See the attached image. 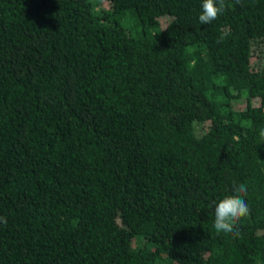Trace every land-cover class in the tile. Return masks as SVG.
<instances>
[{"label":"trees","instance_id":"trees-1","mask_svg":"<svg viewBox=\"0 0 264 264\" xmlns=\"http://www.w3.org/2000/svg\"><path fill=\"white\" fill-rule=\"evenodd\" d=\"M201 4L0 0V264H264V0Z\"/></svg>","mask_w":264,"mask_h":264},{"label":"clouds","instance_id":"clouds-1","mask_svg":"<svg viewBox=\"0 0 264 264\" xmlns=\"http://www.w3.org/2000/svg\"><path fill=\"white\" fill-rule=\"evenodd\" d=\"M240 4L241 0H235ZM226 8V0H202L201 12L198 21L201 25H207L216 20ZM230 33L225 31L218 38V43H223ZM264 137V131L261 132ZM246 184H233V194L226 195L214 203V222L213 227L217 234H231L233 237H239L240 231L237 225L249 215V206L245 200L247 196ZM0 222L7 223L5 217L0 216Z\"/></svg>","mask_w":264,"mask_h":264},{"label":"rangeland","instance_id":"rangeland-1","mask_svg":"<svg viewBox=\"0 0 264 264\" xmlns=\"http://www.w3.org/2000/svg\"><path fill=\"white\" fill-rule=\"evenodd\" d=\"M161 20H164V17H161ZM244 105V99L239 97L235 100H233V107L238 109V108H241L242 106ZM207 125V122H195L194 123V130L197 132V133H200V131L202 129L205 128V126Z\"/></svg>","mask_w":264,"mask_h":264}]
</instances>
